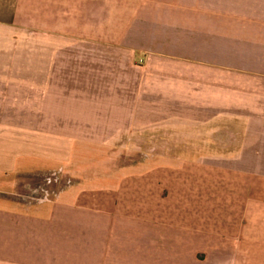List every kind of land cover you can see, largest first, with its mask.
<instances>
[{"label":"crops","instance_id":"obj_1","mask_svg":"<svg viewBox=\"0 0 264 264\" xmlns=\"http://www.w3.org/2000/svg\"><path fill=\"white\" fill-rule=\"evenodd\" d=\"M224 114L227 158L81 172ZM0 135V264H264V0H0ZM58 168L56 196L17 197Z\"/></svg>","mask_w":264,"mask_h":264},{"label":"rangeland","instance_id":"obj_2","mask_svg":"<svg viewBox=\"0 0 264 264\" xmlns=\"http://www.w3.org/2000/svg\"><path fill=\"white\" fill-rule=\"evenodd\" d=\"M181 106V104H180ZM183 108V106H182ZM199 110L198 103L191 104V111L197 112ZM229 114H224V119L222 120L223 133L217 135H203L204 131L210 128L211 123L206 122L205 119L198 118H176L174 119V128L169 129V134L166 135L164 130L161 132L162 135L157 138L154 136H140L142 143L133 144L131 146L144 147L147 149H128L120 151H85L79 152V160L84 163L86 167H83L82 173L102 174L104 171L117 170L119 165H126L127 170H135V164L143 162V165L150 163H164L177 161L184 157L197 158L199 156L208 157H220L227 158L231 155L232 151H236L239 146L243 143L241 140L242 135L233 134L232 131L243 125L240 120L227 118ZM209 121V120H208ZM209 130V129H208ZM2 137V135H0ZM151 139H154L153 142ZM203 142V146H211L215 149L211 150H198L199 143ZM168 148V149H167ZM239 150V149H238ZM82 169V167L80 168ZM61 169H53L46 172V174H36L33 176H38V179L31 178L24 183L23 188L18 192L17 197L28 204L40 203L37 200L30 201L27 199V195L33 192H37L32 188L36 187L40 190L41 186L46 185L51 190H55L60 187L61 183L57 184L51 183L45 184L43 177L45 175H58L61 180ZM44 175V176H43ZM63 176V175H62ZM5 182V181H4ZM5 184V183H4ZM64 185V184H62ZM34 197V198H33ZM31 199L37 198V193H34Z\"/></svg>","mask_w":264,"mask_h":264},{"label":"built area","instance_id":"obj_3","mask_svg":"<svg viewBox=\"0 0 264 264\" xmlns=\"http://www.w3.org/2000/svg\"><path fill=\"white\" fill-rule=\"evenodd\" d=\"M44 179V183L45 184H51V183H56L58 182V184L60 183V178L58 177V175H54L53 173L51 175H45L43 177ZM70 183L68 182V185ZM33 190H36L37 192H33L30 195L32 196L34 193H37V198L36 199H31L30 195H27V199H29L30 201L32 200H37V202H45L47 200H50L52 196H56L57 195V189L55 190H51L48 186L43 185L41 186L40 190L36 187L32 188ZM34 198V197H33Z\"/></svg>","mask_w":264,"mask_h":264}]
</instances>
